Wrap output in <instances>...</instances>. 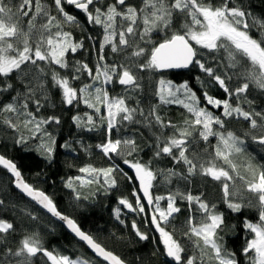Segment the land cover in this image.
<instances>
[{"label": "snow or ice", "instance_id": "obj_1", "mask_svg": "<svg viewBox=\"0 0 264 264\" xmlns=\"http://www.w3.org/2000/svg\"><path fill=\"white\" fill-rule=\"evenodd\" d=\"M52 3L55 14L45 0H19L17 5H12L10 0L8 3L0 0V97L8 94L6 99H0V114L4 115L5 125L21 132L15 142L26 144L28 139H39L37 150L46 159L53 158L56 138L47 126L60 125L61 119L55 115H38L44 107L42 100H48L51 89L58 91L63 105L83 104L92 110L83 116L74 115L72 120L77 128L87 131L105 129V140L96 147L109 159L131 157L138 151L134 139L113 138V130H119L118 126L125 122L141 124L151 131L154 158L168 157L174 165H183V171L154 170L151 160L145 163L123 159V164L134 170L139 191L151 208L150 223L159 233L163 255L171 258L173 264H242L237 253L224 243L221 234L225 228L224 214L204 198L203 192L194 195L190 190L177 189L166 196L152 194L158 175L163 176L165 183H171L173 178L191 183L194 177L201 176L220 184L223 202L232 212L239 213L244 208L257 210L256 221L247 218L243 221V229L249 236L245 238L241 256L246 264H264V166L254 165L250 160L238 166L234 157L245 153V141L226 128L230 118H242L249 122L251 129L264 127L257 120L259 117L264 121V113L247 111L241 103L242 98L247 100L246 94L252 86L264 93V18L255 17L237 0H219L218 3L217 0H139V3L52 0ZM65 5L83 13L87 25L99 29L86 37L95 54L93 65L86 60H69L70 54L75 56L89 50L85 48L84 39H77L70 30L69 26L81 28L82 25L76 15L66 11ZM253 29L261 38L251 34ZM154 33H163V36L154 39ZM192 66L206 78L196 77L202 89L217 87L225 98H217L204 90L202 104L201 96L187 81L176 84L160 77L153 93L157 103L147 109L141 106L139 99H135V106L129 104L134 94L143 89L142 73ZM117 84L123 93L113 96L109 86ZM173 104L181 106L188 114L182 124L165 120L159 111L162 105ZM197 138L205 144L215 138L211 152L204 150L209 158L189 151V145ZM253 139L264 145V133L254 135ZM64 147L70 145L66 142ZM0 167L11 175L16 189L46 213L63 221L96 257L107 264H126L83 231L76 220L63 214L44 190L27 182L15 162L0 155ZM239 167L244 168L245 174H241ZM79 171L92 177L87 184L100 183L101 187L107 186L105 191L116 187L114 173L122 172L117 164L107 168L89 165ZM122 174L133 179L127 173ZM237 180L242 182V187L237 186ZM76 181H80L81 186L85 183L77 176L69 178L66 187L76 192ZM248 193L255 200L250 199ZM133 196L135 207L126 198H120L119 204L145 213L141 196L135 190ZM80 198L77 192L76 199ZM178 200L186 201L188 206L189 216L182 235L191 243L192 252L177 238L176 229L169 231L166 227L174 214L181 212ZM161 201L167 202L166 207L161 206ZM4 204L0 199V207ZM115 214L119 219V208L115 209ZM27 216L33 221L38 219L32 212ZM132 228L141 241L149 239L135 221ZM15 230L12 222L0 218V264H33L37 256L46 258L50 264H92L88 259H73L49 250L35 232L23 235L15 248L10 247L7 237Z\"/></svg>", "mask_w": 264, "mask_h": 264}, {"label": "trees", "instance_id": "obj_2", "mask_svg": "<svg viewBox=\"0 0 264 264\" xmlns=\"http://www.w3.org/2000/svg\"><path fill=\"white\" fill-rule=\"evenodd\" d=\"M8 2L9 0H5V3ZM10 2L12 5H17L19 0H10ZM45 2L51 6V10L55 14V6L52 0H45ZM129 2L139 3V0H129ZM218 2L219 0H217ZM237 3H242L255 17L264 18V0H237ZM65 9L78 17L82 27L69 26V28L77 39H84L85 48L89 50L80 51L75 56L70 54L69 60H86L90 65H93L95 63V54L91 51V44L86 37L89 33H97L99 29L87 25L85 16L81 15L73 6L65 5ZM251 34L261 38V34L255 29L252 30ZM162 36L163 33L153 34L154 39H160ZM106 52L111 58L110 52L107 50ZM141 75L143 76V89L139 93L134 94L133 100H129L131 106H135V99H139L141 106L146 109L149 105L157 103L153 93L155 83L160 77L170 79L176 84L187 81L189 86L197 92V95L201 96L202 104L204 103L202 97L204 90L209 91L211 95L217 98H225V94L217 87L201 88L200 82L196 80V77L206 78L194 66L188 71L142 73ZM109 91L113 96L123 93L122 87L118 84L109 86ZM7 95L5 94L0 99H6ZM246 95L247 100L241 99L244 109L264 113V93L252 86ZM248 101H251V103H248ZM42 103L44 107L40 109L38 115L43 117L55 115L61 119L60 125L47 126V130L52 132L56 138L53 158L48 160L37 150L40 143L39 139H28L26 144H17L15 141L21 132L5 125L3 123V114H0V154L17 164L27 182L44 190L51 196L62 213L76 220L82 230L92 235L107 249L119 255L126 263L173 264L171 258L163 255V245L160 243L159 233L155 231L150 223L151 208L147 206L142 193L139 191L138 181L134 179V170L123 164V159L119 160L122 172L114 173L117 179L116 187L105 191L107 186L101 187L100 183L88 184V187H85L81 186L80 181H76L74 184L76 192L66 187V182L69 178L80 175L74 168L77 157L89 152L88 144L85 141V135L88 131L77 128L72 117L77 114L83 116L85 112L92 113V110L86 108L83 104L78 107L63 105L56 89H51L48 94V100H42ZM233 103H235V98H233ZM32 110L35 111L34 105ZM159 111L165 120L170 119L178 125L182 124L188 115L185 109L175 104L162 105ZM217 114L219 113L217 112ZM257 120L258 124H264V121H261L259 117H257ZM118 128L119 130H113V138L134 139L138 146L137 152H134L131 157L126 156L124 159H137L145 163L151 160V167L154 170L176 168L179 171H183V165H174L168 157L159 159L153 157L154 148L151 147L153 137L148 128L141 124H128L127 122L118 126ZM226 128L241 136L245 141V153L240 158L234 157L237 165L241 166L250 160L254 165L264 166V145L258 144L253 139L254 135L258 136L264 133V127L251 129L249 122L244 121L242 118H230L226 121ZM168 131L170 132L171 130L169 129ZM23 134L25 136L28 135L26 132ZM66 142L70 147H64ZM215 143V138H210L208 144L197 138L194 143L189 145V151L198 153L201 157L207 159L209 158L208 153L204 150L207 148L210 153L211 145ZM239 171L241 174H245L243 167H239ZM122 173H127L133 179L125 178ZM99 180L102 183L103 178L99 177ZM153 184L154 186L151 189L153 196H166L169 192H175L177 189L182 192L190 190L194 195L203 192L205 194L204 198L210 204H215L217 210L224 214L225 228L221 234L224 237L226 247L236 252L238 258L242 260V264H246V260L241 256V249L249 233L243 229V221L245 218L253 222L258 219V213L255 208H244L239 213L232 212L223 202L220 184L207 177L196 176L191 183L179 178H173L171 183H165L163 176L158 175L157 180ZM236 184L238 187H242L241 181L237 180ZM134 190L141 196V202L145 204V213L131 211L119 204L120 198H126L135 207ZM77 192L81 196L79 200L76 199ZM246 195L250 199L255 200L252 194L248 193ZM85 197L87 198L85 199ZM0 199L5 201V204L0 207V218L12 222L16 229L15 232L7 237L8 246L15 248L23 235L35 232L49 250H55L71 258L88 259L92 261V264H105L102 260L95 257L83 243L73 237L62 224L52 219L29 199L21 195L14 188L12 178L7 170L2 167H0ZM166 203V201H161V206L166 207ZM178 206L181 208V212L174 214V219H171V222L166 227L169 231L176 229L177 238L184 241L189 251L192 252L194 250L191 243L182 235L185 222L189 216L188 206L186 201L180 200H178ZM117 208L123 211L119 219L116 218L115 214V209ZM28 212H32L38 219L35 221L29 219L27 216ZM121 220L123 223H121ZM133 221H135L137 228L141 232L148 235V240L141 241L136 236L135 230L132 228ZM33 264H50V262H47L46 258L42 256H37L33 258Z\"/></svg>", "mask_w": 264, "mask_h": 264}, {"label": "rangeland", "instance_id": "obj_3", "mask_svg": "<svg viewBox=\"0 0 264 264\" xmlns=\"http://www.w3.org/2000/svg\"><path fill=\"white\" fill-rule=\"evenodd\" d=\"M105 137H106V132L104 128L98 131H88L85 135V141L88 144L89 152L79 155L77 157L76 162L74 163V168L80 173L79 176L82 177L83 180L85 181V183L83 184V186L85 187H88V184L86 183V181L89 179H92V177L88 176L85 173H81L79 171L80 168L86 167L89 165L95 168H107L113 164H117L119 165V168L121 169L119 160H122L127 156V155L123 157L114 156L112 159L105 157L103 153L100 151V149L96 147L97 144H100L105 140ZM237 158H240V156ZM101 178L103 177L101 176ZM138 187H139V184H138ZM121 213H123V211L120 209V215Z\"/></svg>", "mask_w": 264, "mask_h": 264}, {"label": "water", "instance_id": "obj_4", "mask_svg": "<svg viewBox=\"0 0 264 264\" xmlns=\"http://www.w3.org/2000/svg\"><path fill=\"white\" fill-rule=\"evenodd\" d=\"M191 69V67L189 68V69H173V70H166V71H164V72H168V71H175V72H180V71H188V70H190ZM0 155H2V154H0ZM7 158V157H6ZM10 175V174H9ZM10 177H11V175H10ZM12 178V177H11ZM24 178V177H23ZM13 186H14V184H13ZM15 188V187H14ZM16 189V188H15ZM21 195H23L25 198H27V199H29L28 197H26L24 194H22L18 189H16ZM30 200V199H29ZM31 201V200H30ZM32 202V201H31ZM33 204H35L34 202H32ZM38 208H40L38 205H36ZM41 209V208H40ZM44 213H46V211L45 210H43V209H41ZM47 215H49L52 219H54L55 221H57V222H59L60 224H62L65 228H66V230L73 236V237H75L78 241H80L79 240V238L78 237H76L75 236V234L74 233H72L67 227H66V225L64 224V222L63 221H60L58 218H56V217H52L50 214H48V213H46ZM63 214H65V213H63ZM65 215H67V214H65ZM70 217V216H69ZM72 218V217H71ZM82 229V228H81ZM84 231V230H83ZM86 232V231H85ZM87 233V232H86ZM81 243H83L86 247H87V249L95 256V254L91 251V249H89L88 248V246L84 243V242H82V241H80ZM116 254V253H115ZM117 255V254H116ZM119 256V255H118ZM96 257V256H95ZM98 258V257H97ZM98 259H100V258H98ZM101 260V259H100ZM105 264H107V262H104ZM126 264H128V263H126Z\"/></svg>", "mask_w": 264, "mask_h": 264}, {"label": "flooded vegetation", "instance_id": "obj_5", "mask_svg": "<svg viewBox=\"0 0 264 264\" xmlns=\"http://www.w3.org/2000/svg\"><path fill=\"white\" fill-rule=\"evenodd\" d=\"M77 10V9H76ZM78 11V10H77ZM81 15H84L83 13L80 12Z\"/></svg>", "mask_w": 264, "mask_h": 264}]
</instances>
